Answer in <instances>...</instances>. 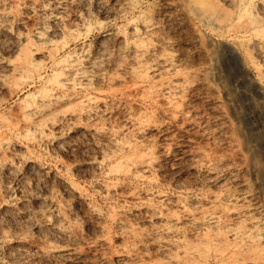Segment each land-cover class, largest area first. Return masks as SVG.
<instances>
[{
  "label": "rangeland",
  "instance_id": "rangeland-1",
  "mask_svg": "<svg viewBox=\"0 0 264 264\" xmlns=\"http://www.w3.org/2000/svg\"><path fill=\"white\" fill-rule=\"evenodd\" d=\"M199 2L0 0V264H218L195 257L210 228L220 264H264V0H207L217 26ZM28 46L35 82L11 68ZM44 90L63 101L34 126Z\"/></svg>",
  "mask_w": 264,
  "mask_h": 264
},
{
  "label": "bare ground",
  "instance_id": "bare-ground-1",
  "mask_svg": "<svg viewBox=\"0 0 264 264\" xmlns=\"http://www.w3.org/2000/svg\"><path fill=\"white\" fill-rule=\"evenodd\" d=\"M198 1H200L199 3H201V5H204V6H202V8H201V12H200V15H201V17H202V20H204V21H206V23L208 24H213V25H218V24H220L221 23V21H219V18H218V14H217V12L215 11V9L216 8H214L215 6H213L212 4H208L207 3V0H198ZM210 1H212V0H210ZM232 3V2H231ZM131 6V5H130ZM132 7H134V6H132ZM195 8V7H194ZM198 11H199V9H197ZM221 10V9H220ZM127 11H128V9H127ZM255 17V16H254ZM136 22V21H135ZM220 22V23H219ZM246 23V22H245ZM208 24V25H209ZM141 25H143V23L141 24ZM211 26V25H210ZM242 26H244V23H243V25ZM242 26H240V29H244V31L245 30H252L253 32H256V31H259L260 30V28L262 27V24H261V22L260 21H258L257 19H254V18H252V19H249L248 20V22L246 23V26H244V27H242ZM135 27V26H134ZM146 27V26H145ZM144 27V28H145ZM148 28V27H147ZM137 29V28H136ZM149 29V28H148ZM262 30H264V29H262ZM136 32V31H135ZM247 32V31H246ZM252 33V32H251ZM37 34V33H36ZM35 34V35H36ZM40 34V33H39ZM228 34V33H227ZM255 34V33H254ZM27 36V35H26ZM39 37V36H38ZM39 39H41V38H38V40ZM26 41V40H25ZM29 41V40H28ZM130 45V43L128 44V46ZM137 45H134L133 43L131 44V49H134V47H136ZM26 47V46H25ZM25 47H23L24 49H25ZM130 47V46H129ZM128 47V48H129ZM29 48V46L27 47V50H23L22 51V53L20 54V56H19V58L17 57V61H12L13 62V64H12V66H11V68H12V72H13V74L15 75V76H18L19 78H23V79H27V80H30V81H34L35 82V80H41V73H40V65L37 63V62H35V60H34V54L36 53L35 51V49L33 48V52H32V50H29L28 49ZM140 48V47H139ZM55 49V48H54ZM135 49H137V48H135ZM247 49V48H246ZM259 49V48H258ZM138 50V49H137ZM21 51V50H20ZM53 50H51V52H52ZM129 51V50H128ZM135 51V50H134ZM35 52V53H34ZM51 52H49V53H47V57L48 58H50V59H52L51 58V56H52V54H51ZM137 52V51H136ZM135 52V53H136ZM259 52V51H258ZM133 53V52H132ZM142 54H143V52H141ZM134 54V53H133ZM134 55H136V54H134ZM261 55V54H260ZM71 56V59L72 60H69V57ZM142 56V55H141ZM262 56H264V55H262ZM69 57L67 58L66 57V59L63 61V62H65L64 64V67L66 68V71L65 72H63L59 77L61 78V79H56V80H54V81H56V83H54V84H57V87H63L64 85H65V83H66V85L68 84V83H70L71 82V78L72 77H68L69 78V80L67 79V77L66 76H70V75H67L68 74V72H72L73 70H75V71H77L76 69H75V67H76V65H75V63L78 61V59H77V61H75V60H73L74 59V57H72V55H69ZM133 57V56H132ZM76 58V57H75ZM134 58V57H133ZM83 59V58H82ZM137 59V58H136ZM81 60V59H80ZM79 60V61H80ZM54 61V60H53ZM56 61V60H55ZM55 63H57V62H55ZM131 63V62H130ZM54 64V63H53ZM58 64V63H57ZM60 64V63H59ZM137 64V63H136ZM135 64V65H136ZM142 64V63H141ZM61 65H63V63L61 64ZM131 65V64H130ZM134 67V66H133ZM142 67H144L143 65H142ZM153 67V66H152ZM76 68H78V67H76ZM139 68H140V66H139ZM138 68V69H139ZM63 69V68H62ZM79 70V69H78ZM80 71V70H79ZM78 71V72H79ZM84 71V70H83ZM146 71H148V70H145L144 72H146ZM82 72V71H81ZM131 72H133L132 70H131ZM142 72H143V70H142ZM141 72V73H142ZM261 72V71H260ZM74 73V72H73ZM76 73V72H75ZM147 73V72H146ZM71 74V73H70ZM80 74V73H79ZM144 74V73H143ZM13 75V77H15ZM72 75V74H71ZM144 76H147V75H144ZM55 79V78H54ZM74 79V78H73ZM78 80V79H77ZM162 80V79H161ZM76 81V80H75ZM169 83V82H168ZM167 83V84H168ZM54 84H51V85H54ZM70 85V84H69ZM69 85H67V86H69ZM76 85V84H75ZM83 85V84H82ZM173 85V84H172ZM56 86V85H55ZM66 87V86H65ZM75 87H78V86H75ZM160 87V86H159ZM17 88V87H16ZM74 88V87H73ZM169 88V87H168ZM171 88V87H170ZM67 89V88H66ZM162 89V88H161ZM172 89V88H171ZM75 90V89H74ZM79 90V89H78ZM146 91H148L147 89H146ZM160 91V90H159ZM165 91V90H164ZM173 91V90H172ZM149 92V91H148ZM148 94V93H147ZM172 94V93H171ZM33 96L34 95H32L31 97L32 98H30L31 100L33 99ZM170 96H172V95H170ZM36 96H34V98H35ZM37 100L35 99V101H33L32 103L30 102V104H27V106H26V104H25V106H24V109L23 108H21V117H27V116H29V117H33V119L32 118H29V120H24V121H26V122H29L30 120H34V118H37V119H39V117L41 118V117H44L45 115H47L48 113H50L51 114V111H52V109L54 110L55 108L54 107H56V105H58L59 106V104L61 105V102L63 101V97H61V96H55V95H53L52 93H49L48 91H46V90H44V91H39V94L37 95ZM65 98V97H64ZM66 99V98H65ZM169 99V98H168ZM34 100V99H33ZM64 103V102H63ZM57 108V107H56ZM18 110V109H17ZM49 115V114H48ZM47 115V116H48ZM20 117V118H21ZM14 119H16V118H14ZM2 121V120H1ZM38 121V120H37ZM9 122H10V120H9ZM13 122V121H12ZM30 123H32V121H30L29 122V124ZM37 123V122H36ZM7 125V124H6ZM32 125H34L33 123H32ZM37 125L38 126H40V123L38 124L37 123ZM37 125H36V127H37ZM22 126V125H21ZM35 126V125H34ZM16 127V126H15ZM41 128V127H40ZM39 129V128H38ZM42 129V128H41ZM41 131V130H40ZM42 135V134H41ZM1 142V141H0ZM0 146H1V143H0ZM3 146V145H2ZM137 147V146H136ZM135 147V148H136ZM136 163V162H135ZM132 165V164H131ZM208 211V210H207ZM211 211V210H210ZM223 211V213H225L226 212V210H222ZM229 211V210H228ZM202 213V212H201ZM208 214V213H207ZM206 214V215H207ZM216 214L218 215V213L216 212ZM215 213H214V211H212V214H208L207 216H204L205 214L203 213V215H202V218L205 220V222L207 221L209 224H210V226H214V227H216V228H220V226H221V224H222V221H221V217L220 216H217ZM227 215V214H226ZM204 216V217H203ZM226 217V216H225ZM200 218V217H199ZM226 218H228V217H226ZM192 220H193V218H192ZM199 220V219H198ZM203 220V221H204ZM191 221V220H190ZM194 221L195 220H193V223H194ZM203 221H202V223H203ZM252 222V221H251ZM256 222H257V220H256ZM200 223V222H199ZM223 223H227V221L225 222V221H223ZM248 223V222H247ZM207 224V223H206ZM212 224V225H211ZM249 224H252L253 226L255 225V223L254 222H252V223H249ZM198 225V224H197ZM223 225V224H222ZM251 225V226H252ZM209 226V227H210ZM243 226V225H242ZM256 226H257V224H256ZM213 227V228H214ZM222 227V229H223V226H221ZM228 227V226H227ZM237 227V226H236ZM239 227H240V225H239ZM247 227H248V225H247ZM246 227V228H247ZM216 228H214V229H216ZM245 228V229H246ZM251 229H253L252 227H250ZM256 228V227H255ZM171 229V228H170ZM207 229H209V228H207ZM211 229V228H210ZM210 229H209V232L212 234H210V235H208V233L206 232V236H204L205 237V239H204V237H201L202 238V240L204 239V241H200L201 243L203 242V244H198V245H200V246H204L203 247V250H202V247H200L201 248V250H202V252L200 253V251L198 252L199 253V255L197 254V256H195V257H198L199 256V258H201L200 257V255L203 257V256H205L206 257V255H208L207 253V251H212L213 253V256L211 257V258H219V259H221V261L223 260L224 261V252L223 251H227L228 249L227 248H229V247H227L226 246V244L227 245H231V243L233 242V240H231L230 242H229V240L226 238V236H225V234L224 233H226V231H222V230H220L219 229V231L217 232L216 231V233H213V232H215V230H212V231H210ZM228 229V228H227ZM231 229V228H230ZM229 229V231L228 232H232L231 230ZM241 228H239V230H240ZM251 229H248V230H251ZM232 230H234L233 231V233H231V236H232V238L230 237V239H235V241L237 240L236 238L239 236L240 237V235H238V232H235V229H233L232 228ZM254 230V229H253ZM169 231V230H168ZM167 231V232H168ZM221 231V232H220ZM236 231H237V228H236ZM241 231H242V229L240 230V233H241ZM178 232V231H177ZM244 232H245V230H244ZM243 232V233H244ZM254 232V231H253ZM256 232V231H255ZM257 232H258V230H257ZM256 232V233H257ZM242 233V234H243ZM247 233V232H246ZM249 233V232H248ZM248 233L246 234L247 236H248ZM256 233H254V235H251V234H253L252 232H251V234L248 236V238L251 236V238H252V236H255V235H257V236H259L258 235V233L256 234ZM205 235V234H204ZM226 235H228L227 233H226ZM244 236H245V234H244ZM257 236H255L254 238L256 239V240H254V241H257L258 242V240L257 239H260V238H257ZM178 237V236H177ZM243 237V236H242ZM246 237V236H245ZM247 238V237H246ZM247 238V239H248ZM240 239H241V237H240ZM243 239H244V237H243ZM262 239V238H261ZM226 240H228V241H226ZM250 240V243H251V241H253V239L251 240V239H248V241ZM243 241H245V240H242V241H240L239 243H242ZM253 241V243H255ZM181 242V241H180ZM179 242V243H180ZM226 242V243H225ZM228 242H229V244H228ZM247 242V241H246ZM246 242H243V243H245L246 244ZM256 242V243H257ZM176 243V242H175ZM239 243H237V244H239ZM176 244H178V243H176ZM184 244V243H183ZM182 244V245H183ZM220 244H223V245H221V246H223V247H221L220 246ZM234 244H236L235 242H234ZM248 244H249V242H248ZM188 245H190V246H192L191 244H188ZM219 245V246H218ZM244 245V244H243ZM181 246V245H180ZM184 247L185 246H187L186 244L185 245H183ZM197 246V245H196ZM195 245H194V247H196ZM234 246V245H233ZM232 246V247H233ZM236 246V248H237V250H238V245H235ZM234 246V247H235ZM239 246H240V244H239ZM187 247H189V246H187ZM199 247V246H198ZM220 247V248H219ZM226 248V250H224L223 248ZM231 247V248H232ZM253 247V246H252ZM183 248V247H182ZM193 248V247H192ZM236 248H235V250H236ZM243 248V247H242ZM249 249H250V247H248ZM255 249H256V247H254ZM187 249V248H186ZM199 249V248H198ZM246 249H247V247H246ZM184 250V249H183ZM190 250H194L193 251V254H194V252H197L198 250H196V249H190ZM190 250H189V252H190ZM196 250V251H195ZM245 250V249H244ZM254 250V249H253ZM187 251H188V249H187ZM186 251V252H187ZM256 251V250H255ZM261 251V250H260ZM231 252V251H230ZM237 252H240V251H237ZM192 253V251L189 253V256L188 257H190V254ZM251 253V252H250ZM261 253V252H260ZM186 253L184 252V255H185ZM231 255V257L232 256H234V255H232L233 254V252L232 253H230ZM234 254H235V252H234ZM239 254V253H238ZM244 254V253H243ZM183 255V254H182ZM188 255V253L186 254V256ZM236 255V254H235ZM192 256V255H191ZM240 256H242V255H240ZM247 256V258H248V255H246ZM245 256V257H246ZM258 256V255H257ZM262 256V255H261ZM208 257V256H207ZM236 257V256H235ZM235 257H233L234 258V260H236L237 258H235ZM244 257V258H245ZM254 257H256V256H254ZM194 258V257H193ZM199 258H197L198 260H201V259H205L204 257L203 258H201V259H199ZM260 258V257H259ZM226 259H228L227 257H226ZM232 259V258H231ZM248 259H251V258H248ZM247 259V260H248ZM193 260V259H192ZM211 260V259H210ZM214 260V259H213ZM233 260V259H232ZM243 260V259H242ZM245 260V259H244ZM246 260V261H247ZM254 260V259H253ZM185 261V260H184ZM204 260H202V262H203ZM205 261H207L206 259H205ZM204 261V262H205ZM221 261H220V263H221ZM237 261V260H236ZM255 261V260H254ZM191 262V261H190ZM195 262V261H194ZM193 261H192V263L193 264H199V263H194ZM200 262V261H199ZM201 262V263H202ZM203 262V263H204ZM212 262V261H211ZM231 262H233V261H231ZM186 263V262H185ZM191 263V264H192ZM202 263V264H203ZM220 263H218V264H220ZM238 263V262H237ZM247 263V262H246ZM254 263V262H253ZM175 264H177V263H175ZM224 264V263H223ZM229 264V263H228ZM232 264H234V263H232Z\"/></svg>",
  "mask_w": 264,
  "mask_h": 264
}]
</instances>
